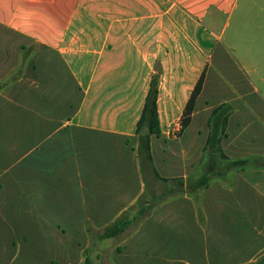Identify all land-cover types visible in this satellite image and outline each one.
Returning <instances> with one entry per match:
<instances>
[{
    "label": "crops",
    "instance_id": "0c3cea01",
    "mask_svg": "<svg viewBox=\"0 0 264 264\" xmlns=\"http://www.w3.org/2000/svg\"><path fill=\"white\" fill-rule=\"evenodd\" d=\"M238 2L239 0H0V30L9 32V40L13 41L3 46L2 56L10 61L8 54L17 40L20 41V50H25L23 46L26 43L33 44L38 52L55 50L58 53V68L62 71L65 67L75 79L57 80L54 73L55 89H67L71 86L77 88L75 104L78 105V110L66 121V125L71 126L70 130H65L61 125L63 117L59 113L45 116L44 121L48 123L39 131L38 150L47 154L42 160V166L53 168L57 179L68 178L71 184V204L63 205L59 202L57 206L59 211H64V216L70 214V221L67 223L78 232H85L86 222H90L95 228L109 224L143 191L135 151L137 136L134 130L137 121L129 132L135 139L128 150L122 140L125 137L122 138V135L126 133L108 127L106 121L109 114L106 111L97 114L93 111L97 103L103 102L105 107L108 104L107 98L111 101L123 95L126 87L133 88L140 84L137 75L144 71L140 53L147 55L148 50L151 51L150 63L160 58L167 65L171 59L174 77L172 82L166 80V102L170 98L168 94L171 89L183 109L199 76L205 72L202 90L196 98L190 123L180 137L184 150L182 174L162 176L158 173L161 177L186 178L196 170L208 135V117L215 107L223 103H235L226 126L227 137L221 142L224 153L230 158L264 156V147L263 151L255 150V153L246 154L247 156L237 153L243 144L241 137L247 135L252 144L256 143V138L264 139V95L258 85L246 75L248 70L253 73L262 72L264 41L259 50L252 51L248 48L243 51L245 57H248L247 62L244 59L238 60L230 47L223 43V34L228 24V21L223 20H228L233 15ZM250 3L260 13H264V0H250ZM117 9L122 10L119 22L112 17ZM100 11L106 13L108 31H79L77 37L75 30L79 17L87 18L88 14L97 15ZM175 24L181 27L180 33L174 31ZM95 26L100 29L99 25ZM127 27L133 30L132 34L138 41L134 48L129 44L124 29ZM257 29L264 32V24H257ZM82 36H87L90 42L101 38V48L95 50L92 43H78ZM180 37L182 40L197 42L198 47L192 50L180 47L176 49L173 41ZM74 41L77 49L81 48L82 52L76 54L71 51ZM232 41L238 47L237 36ZM106 42H109L108 50L106 56H103L100 53ZM115 56H118L115 63L108 64ZM104 60L106 71L102 70ZM74 66L76 67L73 69ZM212 66L218 79L226 77V84L207 83ZM227 70L230 73L235 71L236 74L228 76ZM166 72H171L169 67ZM133 73L134 76L129 80ZM103 77H106V82L102 80ZM260 81H264V77ZM15 88L16 86H12L13 90ZM93 88L99 89L98 98L93 103L92 113H87L84 112V103ZM160 88L161 83L157 103ZM147 91L148 88L145 95ZM60 93L55 91L54 96L50 97L42 94L45 101L53 99L52 102L57 107L63 101ZM157 111L159 116L160 111ZM19 136L24 137L22 145L35 142L28 138L26 132ZM150 149L157 171L153 158V137L150 138ZM38 150V159H34V162L44 157L38 154ZM83 152L93 156L97 153L102 158L84 162L79 157ZM56 153L59 156H55ZM36 168L40 170L39 166ZM59 169L60 172H57ZM199 205L202 222L198 220L196 207L187 195L159 204L132 235L115 244L109 253V259L112 258L116 264H139L143 259H149L151 264H264V170L250 169L235 173L229 188L219 181L212 182L200 195ZM53 215L55 214H50L51 217ZM53 222L58 224L57 230L63 227L70 230L60 220H48L44 223ZM148 230L151 235L158 230H165L168 236L181 241L177 244L169 238L168 241L154 242V237L147 241Z\"/></svg>",
    "mask_w": 264,
    "mask_h": 264
},
{
    "label": "rangeland",
    "instance_id": "374dc122",
    "mask_svg": "<svg viewBox=\"0 0 264 264\" xmlns=\"http://www.w3.org/2000/svg\"><path fill=\"white\" fill-rule=\"evenodd\" d=\"M92 11L97 12V10ZM121 11V9H117L116 13L112 15L117 19V22L120 21ZM107 17H111V15H107ZM227 19L223 20V22L228 21L223 34V43L228 48L230 47V51L236 55L238 60L244 59L247 62L248 57H245V50L248 48L252 51L259 50L264 41V32L257 29V24H264V13H260L258 8L253 7L250 0H239L237 10ZM95 25H99L100 29H96ZM175 27L174 31L180 33L181 27L176 24ZM124 29L128 35L129 44L134 48V44L138 41L132 34L133 30H130V27ZM112 30L113 28L110 29V31ZM79 31L83 33L108 31L106 30V13H102V11L97 15L90 13L87 18L80 16L75 30L77 37ZM235 36L238 38V47L234 46L232 41ZM10 37L9 32L0 30V264H82V251L89 246L88 236L85 232H78L77 229L70 226L67 223L70 221V214L64 216V211H59L57 206L59 202L63 205L71 204V184L68 178L57 179L53 168L42 166V160L46 158L47 154L38 150L40 148L39 131L45 123H48L44 121L45 116L59 113L63 117L61 122L63 128L71 129L70 125H66V121L78 110V105L75 104L77 88L71 86L67 89L66 87L55 89L53 82L54 73H56L57 80L61 81L73 80L74 77L73 74H68L65 67L62 71L58 68L57 51L38 52L35 50V46L29 43L23 46L25 50H20L19 40L14 41L15 45L11 47L8 54L11 59L7 61L6 56H2L4 55L2 48L6 43L13 42L9 40ZM181 37L173 41L176 49L180 47L192 50L198 47L197 42L182 40ZM101 40L98 37L90 42L87 36H82L78 43L86 42L88 45L92 43L95 50H98L102 46ZM207 42L209 43V41ZM108 45L109 42H106L100 53L103 56H106ZM71 49L76 54L82 52L81 48L77 49L75 41L71 45ZM150 53L149 50L147 55L140 53L144 66V71L136 74L140 84L133 88L126 87L123 89L126 91L123 95L111 101H108L109 98H107L108 104L105 107L103 102L97 103L93 111L95 110L96 114L103 111L109 114L106 121L107 125L109 124L108 127L115 130L120 129L126 133V135H122V138L125 136L122 140L129 150L135 139L129 132L141 113L144 103L142 101L149 87L150 81L148 82V80L151 76L156 75L158 77L157 93L160 83L161 88L158 103L156 97L157 110L160 111L159 116L157 111L159 136H152L153 158L160 175L177 176L182 174L181 166L184 161L183 143L180 139L183 131L180 130L183 108L177 95L174 96L171 89L168 94L170 98L166 102L165 94L168 92L166 80L172 82L174 77L171 59L167 65L160 58L150 63ZM69 54L71 55V53ZM115 57L108 64H114L118 56ZM168 67L170 73L166 72ZM213 67L209 69L207 83L210 85L214 83L226 84V77L218 79L219 76L216 75ZM67 70L69 69L67 68ZM102 70L106 71V60L102 63ZM261 71L253 73L248 70L246 75L258 85L264 95V81H260V78L264 77V64ZM162 72L165 73L162 74ZM226 72H228L226 73L228 76L236 74L235 71L230 73L227 70ZM177 75L180 77V74ZM133 76L134 73L129 80ZM178 76L177 79H179ZM102 80L106 82V77H103ZM12 86H16L15 90L12 89ZM55 91L61 92L63 97L62 103L57 104V107L52 102L53 99L45 101V96L42 94L45 93L47 97H50L54 96ZM97 91H99L97 88L90 90L84 103V112L92 113L93 103L98 98ZM14 92H16L15 95ZM81 92L84 93V90ZM23 132H26L28 138L35 142L30 145L26 143L22 145L21 141H24V137L19 135H22ZM256 139V143L252 144L250 142L252 140L247 135L241 137L243 144L237 153L245 156L255 153V150L263 151V137ZM36 150L40 156L44 155L38 162L33 161L38 159ZM55 156H59V154L56 153ZM79 157L84 162L102 158L97 153L96 156H93L85 152L81 153ZM27 158L29 160H26ZM37 166L40 167V170L36 168ZM68 171L71 173V169ZM57 172H60V169ZM154 187L159 188L158 185ZM51 213L55 215L51 217ZM48 220L49 222L60 220V223H66L70 230L65 227L57 230L58 224L44 223ZM49 224L54 227L51 228ZM147 232V241L151 237H154V242L168 241L169 238L171 242L177 244L181 241V239L168 236L165 230H158L152 235L150 230ZM115 244L116 241L111 239L98 241L94 248L89 250L88 258L91 264H116L112 258L109 259V253ZM139 264H151V261L143 259Z\"/></svg>",
    "mask_w": 264,
    "mask_h": 264
},
{
    "label": "trees",
    "instance_id": "16d2710c",
    "mask_svg": "<svg viewBox=\"0 0 264 264\" xmlns=\"http://www.w3.org/2000/svg\"><path fill=\"white\" fill-rule=\"evenodd\" d=\"M204 78L205 72H202L184 106L180 118L181 131L190 123L195 101L202 90ZM157 86L158 78L153 75L134 130L137 136L135 151L143 183V191L130 206L104 227L95 228L90 222H86L84 231L88 236L89 246L82 251V264H91L88 258L89 250L94 248L98 241L111 239L116 241V244L120 243L132 235L159 204L177 196L187 195L192 199L196 207L198 220L202 222L203 216L199 199L202 192L212 182L219 181L229 188L232 186V177L235 173L250 169L264 170V156L254 155L244 158H230L224 153L221 142L227 137L226 126L228 118L235 108L234 102H228L215 107L208 117V135L196 170L186 178L161 177L153 165L150 149V138L159 136L156 106ZM157 185L159 188L154 187H157ZM159 190L161 191L158 192Z\"/></svg>",
    "mask_w": 264,
    "mask_h": 264
}]
</instances>
